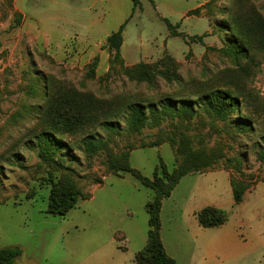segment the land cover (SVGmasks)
Masks as SVG:
<instances>
[{
  "label": "rangeland",
  "instance_id": "obj_1",
  "mask_svg": "<svg viewBox=\"0 0 264 264\" xmlns=\"http://www.w3.org/2000/svg\"><path fill=\"white\" fill-rule=\"evenodd\" d=\"M102 1L96 21L46 0H22L25 19L18 0H0V248L20 250L12 264H134L153 192L111 172L127 156L150 179L162 165L168 173L184 162L190 168L160 211V238L176 264L197 262L200 245L228 258L223 241L238 252L225 264H264V0H138L124 28L126 60L113 62L98 41L126 21L132 2ZM139 63L149 80L129 71ZM215 90L231 93L239 109L223 119L210 114L204 97ZM184 101L192 115L170 111L139 133L126 128L131 104L159 110ZM70 107L85 122L72 114L78 125L64 123ZM240 118L252 127L241 129ZM43 133L60 143L45 157ZM86 137L105 147L89 154ZM64 174L89 197L63 217L49 215V182ZM231 179L245 186L238 205ZM209 204L226 212L227 237L198 225L193 212Z\"/></svg>",
  "mask_w": 264,
  "mask_h": 264
},
{
  "label": "trees",
  "instance_id": "obj_2",
  "mask_svg": "<svg viewBox=\"0 0 264 264\" xmlns=\"http://www.w3.org/2000/svg\"><path fill=\"white\" fill-rule=\"evenodd\" d=\"M138 4V0H132L131 14H133ZM193 12H197V10ZM129 18L126 19V21H124L116 31L109 34L106 38L104 48H107L109 53H111L110 62L122 61L120 49L123 43V31ZM164 21L167 28L172 32L174 27L166 19ZM194 38L198 40L201 39L200 37ZM230 48L234 49L238 54L242 53V50L236 48L233 44H231ZM146 68L147 66L145 64L139 63L129 71H132L136 78L147 81L150 78V74L146 72ZM204 98L206 100L205 106H207V111L219 119L225 118L228 113L235 109H239L240 106L238 99L226 91L215 90L209 95H206ZM182 103L181 107L166 105L159 110L151 106L147 108L140 103L131 104L126 110V128L129 132L139 133L141 129L146 126L149 118L154 120L156 116L162 118V115H165L166 112L170 111L175 112L178 116L192 115L194 113V109L191 101H184V103ZM67 109L64 111V123L70 122L69 124L73 126L78 125L76 123L72 124V114H74L77 122H85V117L81 111L76 108L75 110H72V107H70L72 110L70 117L67 114ZM102 126L109 131L117 130V128H115L113 123L110 121H104ZM239 126L241 129L252 127L251 123L243 118H240ZM83 141L87 148V152L91 155L96 154L99 150L105 147V143H103L102 140L93 141L91 137H86ZM261 144L264 156V136L261 139ZM59 145L60 143H58L50 133H43L40 135V152L42 156H48L51 152L58 150L60 148ZM118 160L123 164L119 165L112 162L109 165L112 173H128L132 178L138 181L141 186L150 189L153 192V198L144 205V209L148 215L147 241L143 249L135 254L134 264H175L174 259L166 254L160 238V211L162 200L170 197L172 191L179 183V180L190 172V168L184 162L174 168L172 172L168 173L164 165H162L161 175L155 172L153 178L150 179L143 176L137 169L132 168L128 163L127 156H122L118 158ZM49 183L50 192L46 210V213L49 215L63 217L71 209L75 208L79 200H84L89 197H86L82 193L80 188L68 175L64 174L57 181L50 180ZM230 186L234 204L241 203L245 193V186L241 183H236L232 179L230 180ZM195 217L198 225L202 228L220 227L227 221V214L224 210L211 206L204 207L196 212ZM19 255L20 250L18 248H0V264H12Z\"/></svg>",
  "mask_w": 264,
  "mask_h": 264
},
{
  "label": "crops",
  "instance_id": "obj_3",
  "mask_svg": "<svg viewBox=\"0 0 264 264\" xmlns=\"http://www.w3.org/2000/svg\"><path fill=\"white\" fill-rule=\"evenodd\" d=\"M46 1L48 2V4L51 7H58V8H62V9H65V10L68 9L71 12H75V13L77 12V14H81L80 19H97L96 21H98L99 19H104V14H102L100 17H98V15H96V14H94L92 12L93 8H95L97 6H99L101 8L102 2H103L102 0H46ZM106 2L111 7H114L116 5V1L115 0H106ZM131 2H132V0H131ZM204 2H205V0H201V2L198 4V6L203 4ZM21 3H22V0H18L17 9L24 16L25 19H28L27 18V14H25L23 12V10H22ZM138 3H139V1H138ZM134 12H133V14H134ZM131 13H132V9H131V11H129L128 14H126V18L125 19L130 17V15L132 17L133 14H131ZM83 14H85L86 17ZM158 14L161 15L163 18L165 17L163 14H161L159 12H158ZM185 14H183L182 17ZM73 15L74 14H72V16ZM182 17H181V19H182ZM96 21H95V23H96ZM123 33H124V31H123ZM106 36H107V34L104 36L105 38H103V40L98 41V43L103 42L105 44V41H106V38H107ZM72 37H76L77 40H79V38L77 36H72ZM124 45H125V42H124V37H123V43H122L120 51H121V55H122L123 59L126 60L125 59V54H124ZM130 64H132V63H130ZM229 183H230V181H229ZM208 206L215 207V208H218V209H222L220 206H218L216 204H209V205H205L204 207H208ZM203 208H200L199 210H201ZM199 210H195L193 212V215H194V213L198 212ZM227 223H228V220L226 221L225 224L221 225L220 227H216V229H219V233L221 234V236L223 238L227 237V235H229V232H230V229L227 228ZM221 246L225 247V249L227 250V252H228L227 253V257L228 258H225V259H222V260H216L214 257L217 256L220 253H217L215 251L210 252V248H206V247H204V245H200V249L199 250H200L201 258L198 259L197 262L195 261L194 264H225V262H230V261L233 262V261H235V258L238 256V252L235 251L234 249H232L234 245L229 243V242H227V241H223V242H221ZM164 249H165V247H164ZM172 259H174V258H172ZM174 261H175V264H176V260L175 259H174Z\"/></svg>",
  "mask_w": 264,
  "mask_h": 264
}]
</instances>
